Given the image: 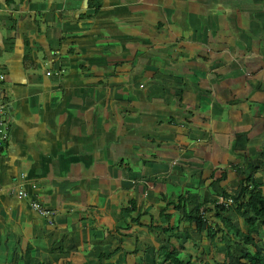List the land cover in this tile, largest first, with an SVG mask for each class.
<instances>
[{
    "label": "crops",
    "instance_id": "obj_1",
    "mask_svg": "<svg viewBox=\"0 0 264 264\" xmlns=\"http://www.w3.org/2000/svg\"><path fill=\"white\" fill-rule=\"evenodd\" d=\"M260 11L264 0H0V100L7 126L0 142V264H88L85 254L96 245L85 246L81 232L97 209L86 215L89 205L82 201L100 199L109 209L134 182L144 184L139 201H164L163 193L171 201L178 180L143 151L158 146L151 135L159 131L148 122L163 126L172 115L180 120L183 102L162 103L166 79L180 72L183 61L199 66L209 84L213 70L200 63L205 57L215 64L250 58L255 70L264 37L252 34V16ZM155 72L163 74L158 85L141 84ZM207 84L196 92L203 94L207 121L189 119L197 107L182 114L196 138L210 136L204 122L217 124ZM161 106L165 116L156 110L146 115ZM10 186L26 196L10 193ZM31 200L51 211L52 224L30 207ZM159 203L156 216L164 206Z\"/></svg>",
    "mask_w": 264,
    "mask_h": 264
},
{
    "label": "rangeland",
    "instance_id": "obj_2",
    "mask_svg": "<svg viewBox=\"0 0 264 264\" xmlns=\"http://www.w3.org/2000/svg\"><path fill=\"white\" fill-rule=\"evenodd\" d=\"M252 18V34L264 37V13L261 11L254 13ZM259 46L261 47L260 44ZM260 47L258 54L261 53L263 58H261L262 61L256 62L259 65L255 70L249 67L255 64L251 63L250 58L235 62L233 60L235 56H231L228 60L215 64L213 60L205 57L204 61L200 63L206 69L213 70L215 75H220L218 78H213V73L208 72L207 77L212 74L209 77V84L203 81L199 66L191 63L189 68L187 67L189 63L183 61L179 63L181 68L179 67L178 70L180 72H175L177 73L176 76L175 73H172L175 77L166 79L170 85L168 86L165 83L168 88L162 91L163 98L162 96L160 98L163 100V105L171 101L172 103L174 102L173 106H176L180 100L186 104V107L183 103L181 104L180 116L178 117L180 120L175 118L177 117L176 115H172L175 121L173 124H168L165 119L161 121V125L165 124L163 126H157V120L147 123L150 129L159 131V134L151 135L153 140L158 139L156 140L158 141V146L155 149L148 147L143 151L146 157L155 158L156 162H161L166 168L171 169V173L178 180V187L173 188L172 200L175 202L176 196L187 195L186 210H189L200 199L208 200L212 197L207 188V183L210 181L208 172L213 169L215 177L219 176L220 172L225 169L226 177L219 185L226 190L234 188L240 179L248 172H252L255 180L261 183V190L264 192V160L260 157V152H264V50ZM158 67L162 68L161 64H158ZM172 69L174 71L177 70V68L173 67ZM186 69L191 71L188 72ZM146 73L147 70H145L144 74ZM153 76L154 78H151ZM162 76V73L156 72L148 74L147 78H141V84H150L152 81H156L155 83L158 85L157 81H160ZM205 83L207 88H209V93L205 94V97L209 98V105L211 106L209 112L211 117L217 120V124L207 125L204 122L203 126H209L210 136H207L205 132L201 138H196L197 134L190 133L189 130L191 129H187L190 126L186 124L190 123H184L183 121L184 118H187V115L185 114L182 119V114L189 111V108L197 107V109L192 110L195 111L192 116L194 119L192 117H189V119L195 123H201V118L207 121L209 117L204 116L205 112H203L205 103L202 106L203 108L201 107L202 102H204L203 98H201L203 94L199 95V93H196L198 89H201L198 85L206 88ZM191 95H193V98ZM148 98L150 99V97ZM216 106H224V110L216 108ZM160 109H162V106L159 110L152 109L147 111L146 115L155 114L154 110L160 113ZM165 115L166 113L164 112L159 114L162 117ZM211 122L214 123V121ZM143 124L142 122L141 128ZM184 124L186 125L185 128ZM146 133V138L149 139L148 131ZM171 138L173 139L172 141L169 140ZM142 154L143 152L141 151V156ZM152 154L154 155L153 157H151ZM123 167V165L120 166L121 169ZM189 173H192V175H189ZM142 184V182H134L136 186H130L129 193L127 195L123 194V200L110 201L109 209L105 208L107 205H101L102 201L100 199L94 201V205L91 201H82L83 204L87 202V205H89L85 206L87 209L86 215L90 214L89 210L97 209L92 210L91 216H87L92 221L84 218L86 219L84 221L86 224L81 232V241H83L85 246H90L92 241L94 242L91 245H96V248L92 249L93 253L85 254L92 259L89 258L88 264H96L95 259L99 254H96L97 250H101L102 256L100 260L103 261V264H161L157 260L156 250L162 245L166 247H169V245L165 240V235L158 228V225L162 222L156 216L157 209H155V206L158 202H160V205H164L167 201H139L138 196L141 195ZM172 185L174 186L173 183ZM153 189L157 190L156 187L149 190L153 191ZM117 194H120V192H117ZM147 195H149V199L152 198L151 193ZM114 196L117 197L118 195L115 193ZM130 199L134 201L138 199L137 211L139 213L146 205L144 202L150 203L148 213L154 218L153 223L156 224L154 228L148 229L146 226H138L130 222L129 216L119 209L122 206H126L127 200L130 201ZM208 204L207 201L204 206L206 207ZM80 207H78L79 210ZM168 210L171 213L174 212L171 207ZM176 213L178 212L173 213L172 224L177 223L179 230H186L192 237L190 239V237L186 238L187 236L178 235L175 242L173 241L174 246L181 245V250H179L181 258L187 260V254H189L191 264H198V260L205 261L207 264H220L225 251L223 241L215 240L210 243L205 235V230L196 234L192 224L178 222ZM148 216L146 215L142 222L147 224ZM226 217H229L241 230L245 229V219L243 217H237L231 212L226 213ZM88 223L91 224L90 227L87 226ZM227 231L233 237L232 230L228 228ZM77 234H79L78 231ZM121 235H128L129 238L126 239ZM255 240L262 245L264 251V229L262 227L258 228V237ZM118 248L119 250H117ZM133 249L134 252H132ZM83 254L84 252L80 255V258L77 257L79 262L84 261L86 256H83ZM107 254L111 255L106 257ZM123 254L124 257H122Z\"/></svg>",
    "mask_w": 264,
    "mask_h": 264
},
{
    "label": "trees",
    "instance_id": "obj_3",
    "mask_svg": "<svg viewBox=\"0 0 264 264\" xmlns=\"http://www.w3.org/2000/svg\"><path fill=\"white\" fill-rule=\"evenodd\" d=\"M165 120L169 123H175L173 117H167ZM260 157L264 160V152H260ZM225 174V169L216 177L214 176V169L210 171V181L207 184V188L212 194L210 199H200L189 210H186L185 202L188 196L178 195L175 197L176 203L171 200L159 209L158 217L162 223L158 225V228L165 235V240L169 245V247L162 245L156 251L157 260L161 264H191L190 255L187 254V260L182 259L179 251L181 245L174 246L175 244H173L178 235L192 238L186 230H179L177 223L172 224L171 218L174 212H178L176 213L178 222L192 224L196 234L205 230V235L210 243L215 240L223 241L225 251L220 264H264L263 247L255 240L258 237V228L264 229V192L261 190V183L255 180L252 172H248L234 188L226 190L219 185L225 179ZM160 197H164L165 201L167 193L160 194ZM207 201L209 204L205 207ZM137 206V201L131 199L128 201V206L121 209L129 216L130 222L138 226H146L148 229L154 228L156 226L153 223L154 218L148 213L150 205H146L141 213L137 211ZM169 207L174 212H169ZM200 210L203 211V214H200ZM228 212L245 219L244 230L238 228L229 217H226ZM142 215H149L147 224L140 219ZM228 228L232 230L233 237L229 235ZM101 256L102 253L97 255L96 264H100ZM197 263L207 264L200 260Z\"/></svg>",
    "mask_w": 264,
    "mask_h": 264
},
{
    "label": "built area",
    "instance_id": "obj_4",
    "mask_svg": "<svg viewBox=\"0 0 264 264\" xmlns=\"http://www.w3.org/2000/svg\"><path fill=\"white\" fill-rule=\"evenodd\" d=\"M48 74V72H46ZM1 78V76H0ZM4 112H5V103L0 100V142H3L7 138V126L4 123ZM9 192L15 194L17 197H25L26 191L21 187L10 186ZM220 200V199H219ZM30 207L42 217L46 223H52L51 211L40 204L37 200L30 201ZM200 214H203V211L200 210Z\"/></svg>",
    "mask_w": 264,
    "mask_h": 264
}]
</instances>
